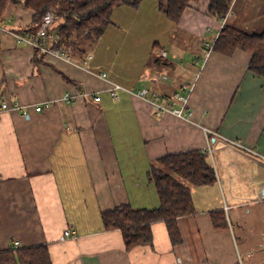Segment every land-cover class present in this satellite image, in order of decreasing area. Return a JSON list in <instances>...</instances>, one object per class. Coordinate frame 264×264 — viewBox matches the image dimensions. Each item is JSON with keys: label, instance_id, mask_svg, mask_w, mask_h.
I'll list each match as a JSON object with an SVG mask.
<instances>
[{"label": "crops", "instance_id": "0c3cea01", "mask_svg": "<svg viewBox=\"0 0 264 264\" xmlns=\"http://www.w3.org/2000/svg\"><path fill=\"white\" fill-rule=\"evenodd\" d=\"M208 3L190 1L177 22L157 0L118 7L117 25L103 32L89 70L0 30V105L27 107L0 110V251L46 245L51 264H264V78L248 69L251 53L212 49L225 23L263 31L264 0H232L222 19L208 14ZM33 14L9 2L0 22L33 33ZM143 14L154 16L156 26L145 25ZM51 35L49 29L42 38L46 46ZM103 71L164 97L193 82L190 118L155 110L126 90L113 99L108 82L94 73ZM200 125L243 146L210 138L216 181L191 189L195 211L176 219L180 242L158 220L150 243L127 249L120 229L104 228L102 213L124 203L156 207L151 162L205 150ZM214 213L225 225L213 223Z\"/></svg>", "mask_w": 264, "mask_h": 264}, {"label": "trees", "instance_id": "16d2710c", "mask_svg": "<svg viewBox=\"0 0 264 264\" xmlns=\"http://www.w3.org/2000/svg\"><path fill=\"white\" fill-rule=\"evenodd\" d=\"M157 1L159 10L171 21L177 22L188 3L197 0ZM231 1L209 0L208 14L222 19L230 8ZM9 2L21 3L34 10L31 23L33 30L40 25L48 11L55 12L59 16V23L56 30L57 43L53 47L68 49L72 60L82 64L89 54L93 58L91 50L101 40L105 29L112 24L114 10L122 6L136 9L143 0H0V21ZM237 48L251 53L248 69L264 78V30L259 33H248L225 23L212 49L230 55ZM163 56L157 55L159 58H165L166 55ZM105 74L107 75L106 72ZM148 92L150 95H158L161 99H167L173 94L164 97L155 92ZM148 178L159 198L156 207L134 208L124 203L102 213L104 228L120 229L127 249L150 243L152 239L150 225L158 220L166 223L171 241L174 244L180 242L176 219L195 211L191 189L194 186L214 184L216 181L215 170L208 153L199 149L167 153L154 159L149 166ZM217 215L213 214V223L217 226L225 225L223 221H216V217L220 218ZM0 264H51V259L46 245L40 244L0 251Z\"/></svg>", "mask_w": 264, "mask_h": 264}, {"label": "built area", "instance_id": "2783aa9c", "mask_svg": "<svg viewBox=\"0 0 264 264\" xmlns=\"http://www.w3.org/2000/svg\"><path fill=\"white\" fill-rule=\"evenodd\" d=\"M59 16L55 14L53 11H48L40 25L37 27L36 31L31 33L28 31H25L24 29L20 31H14L11 30L0 22V30L9 33L13 37H15L18 41H23L30 45L31 47L38 49L39 51H43L45 54H51L58 58H61L69 63H75L78 66H82L85 69H88L87 63L92 58V55L89 54L84 60L82 64H78L74 62L71 58L70 51L64 47H53L54 44L57 43L58 34L57 32H54L51 35V46H46L43 43L42 38L47 36L48 28L50 25L55 21L58 20ZM162 55H166L165 51L161 52ZM95 75L99 78L105 79L108 82V91L110 92V95L113 99H116L118 97L117 91L118 90H126L129 94L135 95L137 97H140L141 99L145 100L153 109L158 110L162 113L171 114L173 116L188 119L190 118L191 112L187 109L189 104V98L193 90V82L191 84L183 85L180 89L173 92V94L167 98V99H161L158 95L151 94L147 90H133L128 87H125L121 85L120 83L116 82L115 80H112L107 77V75L104 72H94ZM73 96L70 94H65L64 99L67 101H71ZM95 100H99L100 97L97 95L94 97ZM26 107V105L15 103L12 104L7 101H3L0 105V110L7 109V110H14V111H23ZM35 109L37 111L41 110V106H36ZM202 131L205 133V136L207 138V145L205 148V151L208 153L211 162L213 164V167H215L214 163V152L215 148L212 145V142L210 141V138H219V140L224 141L226 146L231 145H237L241 146L242 143L238 141L237 139L225 136L223 134L218 133L217 131H214L213 129L200 125ZM243 146V145H242ZM218 180V178H217ZM219 182H221L219 180ZM227 208V206H225ZM65 236H70L71 231L66 230L64 231ZM15 245L18 244V241H15Z\"/></svg>", "mask_w": 264, "mask_h": 264}, {"label": "rangeland", "instance_id": "374dc122", "mask_svg": "<svg viewBox=\"0 0 264 264\" xmlns=\"http://www.w3.org/2000/svg\"><path fill=\"white\" fill-rule=\"evenodd\" d=\"M117 9V8H116ZM142 19H143V21H144V24L145 25H149V26H151V25H155L156 26V23H157V19L154 17V16H150L149 14H143L142 15ZM54 23V24H53ZM52 23V25L48 28V29H50V33L51 34H53L54 32H55V25H57L58 23H59V21H54ZM111 25H113V26H115V25H117V23H116V21L113 19V17H112V24ZM142 25V24H141ZM103 43H102V46H101V49H102V47H103ZM95 47V48H94ZM93 48H92V54H94L95 55V53L97 52V53H99V47H97V45L96 46H94ZM97 47V48H96ZM188 56V55H187ZM187 60H189V61H192V59H187ZM90 62H91V60H90ZM183 62H186V59H183ZM195 66H197L196 65V63H195ZM115 100H117V98L115 99ZM151 107V106H150ZM152 108V107H151ZM128 130V129H127ZM130 131L133 133V136H132V139H134L135 138V134H134V132H135V130H134V128H131L130 127ZM131 136V135H130ZM128 138H130V137H128Z\"/></svg>", "mask_w": 264, "mask_h": 264}, {"label": "water", "instance_id": "95a60500", "mask_svg": "<svg viewBox=\"0 0 264 264\" xmlns=\"http://www.w3.org/2000/svg\"><path fill=\"white\" fill-rule=\"evenodd\" d=\"M261 194L264 195V187H263V189H262V191H261Z\"/></svg>", "mask_w": 264, "mask_h": 264}, {"label": "bare ground", "instance_id": "6f19581e", "mask_svg": "<svg viewBox=\"0 0 264 264\" xmlns=\"http://www.w3.org/2000/svg\"><path fill=\"white\" fill-rule=\"evenodd\" d=\"M221 181V180H220Z\"/></svg>", "mask_w": 264, "mask_h": 264}]
</instances>
